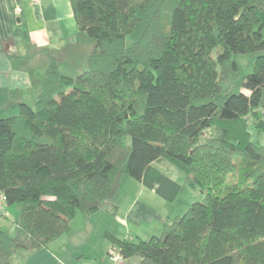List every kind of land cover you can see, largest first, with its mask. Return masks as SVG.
<instances>
[{"label": "trees", "instance_id": "16d2710c", "mask_svg": "<svg viewBox=\"0 0 264 264\" xmlns=\"http://www.w3.org/2000/svg\"><path fill=\"white\" fill-rule=\"evenodd\" d=\"M70 5L94 41L85 71L63 75L50 57L34 104L0 118V199L20 205L0 264L47 247L77 214L114 210L124 176L167 202L201 194L146 241L105 233L124 259L264 264V144L250 132H264V54L241 81L237 60L264 50V0Z\"/></svg>", "mask_w": 264, "mask_h": 264}, {"label": "crops", "instance_id": "0c3cea01", "mask_svg": "<svg viewBox=\"0 0 264 264\" xmlns=\"http://www.w3.org/2000/svg\"><path fill=\"white\" fill-rule=\"evenodd\" d=\"M93 45L77 28L70 0H0V118L16 115L22 103L34 104L50 57L56 59L61 74L75 77L85 71ZM134 182L122 179L113 212L77 214L69 232L38 251L16 253L7 264H112L107 254L112 243L105 233L120 240H146L178 213L175 200L167 202ZM3 204L0 229L12 237L20 207L5 209ZM13 211L11 226L7 221ZM139 261L130 257L122 264Z\"/></svg>", "mask_w": 264, "mask_h": 264}, {"label": "rangeland", "instance_id": "374dc122", "mask_svg": "<svg viewBox=\"0 0 264 264\" xmlns=\"http://www.w3.org/2000/svg\"><path fill=\"white\" fill-rule=\"evenodd\" d=\"M218 50H219V48L216 49V51H218ZM259 54H264V50L260 51V52H254V53H249V54L237 56V60L242 67V72L239 76L238 81H241L243 77H245L247 74H249L252 71L254 60H255L256 56ZM250 132H251V141L253 143H256L258 145L264 144V132H262L260 130L253 129V128L250 130ZM214 136H215V134L212 131L207 129V130H203L200 137H201V141H205V139H207L209 137H214ZM124 140L127 144H130V139L128 137H125ZM164 168L169 169V175L172 176V178L174 180H176L177 182H179L180 184L183 185L184 175L182 172H180L178 169H176L174 167L170 168V167H168V165L164 166ZM122 179H128V181H132L133 183L136 184V182H134V180H129L131 178H128L126 176H124ZM200 196H201L200 192L197 189L192 190V189L184 187V189L181 190L179 192V194L177 195V198L173 204L175 207L174 209H178V213L175 216L176 217L182 216L186 212L188 206L190 204L198 201ZM3 206L5 209H8L9 207H13V208L14 207L15 208L20 207L19 204H13L11 206H7L6 204H3L2 207ZM19 211H20V209L18 210V216H19ZM110 211L113 212L112 210H110ZM15 212H17V211H15ZM12 216L14 217V211H13V213H11V216L9 217V221H7L11 226L14 225V221L12 219ZM173 218H175V217H173ZM160 233H157L155 236L160 235ZM150 238H151V235L149 237H147L146 240H148ZM146 240H144V241H146ZM133 257H138V256H133Z\"/></svg>", "mask_w": 264, "mask_h": 264}, {"label": "built area", "instance_id": "2783aa9c", "mask_svg": "<svg viewBox=\"0 0 264 264\" xmlns=\"http://www.w3.org/2000/svg\"><path fill=\"white\" fill-rule=\"evenodd\" d=\"M33 2H38L39 0H32ZM17 12H19V9L16 10ZM4 202V197H2L0 199V209H1V204ZM108 259L112 264H122L124 261V258L122 256V254L120 253V250L118 247L116 246H111L108 249Z\"/></svg>", "mask_w": 264, "mask_h": 264}]
</instances>
